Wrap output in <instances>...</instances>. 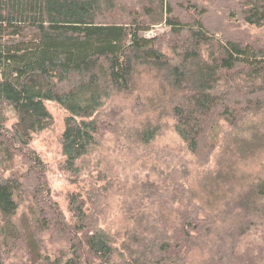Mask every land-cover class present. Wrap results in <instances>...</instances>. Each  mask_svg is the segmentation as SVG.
I'll return each instance as SVG.
<instances>
[{"label":"trees","instance_id":"trees-1","mask_svg":"<svg viewBox=\"0 0 264 264\" xmlns=\"http://www.w3.org/2000/svg\"><path fill=\"white\" fill-rule=\"evenodd\" d=\"M228 22L263 26L264 0H0V264H187L195 252L212 264H261L255 253L264 256V237L251 248L238 244L250 221L216 233L201 211L228 201L264 216V175L249 183L240 165L264 156V36H240ZM159 23L166 36L143 34ZM140 67L156 75L157 109L148 117L141 105L142 119L126 122L124 137L147 145L167 110L185 150L205 158L215 146L212 127L224 121L231 130L217 171L198 189L178 185L175 198L187 197L189 211L172 220L130 208L131 222L112 230L100 223L104 207L96 195L105 198V190L95 182L82 187L84 196L67 193L66 214L30 143L52 124L46 103L60 105L62 167L79 178L104 133L119 127V107H103L129 92ZM15 153L29 160L24 172L10 167ZM221 177L238 186L226 195L217 190ZM209 235L214 242L206 249Z\"/></svg>","mask_w":264,"mask_h":264},{"label":"rangeland","instance_id":"rangeland-1","mask_svg":"<svg viewBox=\"0 0 264 264\" xmlns=\"http://www.w3.org/2000/svg\"><path fill=\"white\" fill-rule=\"evenodd\" d=\"M226 25L237 32L242 31L243 34L240 36L252 40H258L264 36V25L247 27L241 22H228ZM167 32L168 27L159 23L150 26L149 30L143 34L147 37L162 38L166 36ZM155 77L156 75L152 73L151 69L140 67L133 76L129 92L113 95L112 99L106 102L103 112H107L112 103L119 107L115 114V117H119L120 120L119 127L114 132L106 131L104 133L105 139L100 141L99 148L85 158L87 162L83 167L81 176L77 179L62 167L64 156L61 153L59 139L64 129L66 112L55 102L46 103V107L52 115V124L33 135L30 151H34L39 156L44 166L45 182L50 188L51 198L58 202L66 214L68 213L67 193L81 192L84 196L85 191L82 192V187H94L93 182H95L96 189L105 190V198L102 194L96 195L100 199L99 208L104 207L100 211L104 221L101 220L100 223L112 230H123L127 226V222H131V219L127 220L130 208L138 213L145 211L150 217H158L164 213L174 220L193 207L192 202L187 197L184 199L180 197V200L175 198L180 196V190L177 191L178 185L198 189L200 188L199 185L207 180V173L214 169L217 171L219 168L220 152L224 148V141H226L228 132L231 130L224 121H219L212 127L210 141L215 146L208 155H205V158L192 155L185 150L183 143L174 131V121L167 114V110L161 111L163 115L159 116L160 128L156 136L147 145L139 144L133 135L124 137L122 129L126 128V122H128L127 127L135 126L142 119V116L136 117L140 107H142L141 105L150 109L149 112L144 111V115L148 114V117H151L153 111L157 109L154 102L159 84ZM5 114L9 117L10 124L13 121V111L6 108ZM153 121L151 120V125L155 124ZM240 165L247 174L246 181L249 183L256 179L258 174L264 175V156L260 160L243 161ZM27 166H29V160L22 153H15L10 162V167L13 170L24 172ZM90 168L93 170L84 174L85 170ZM9 173L8 171L2 172L4 176ZM223 179L221 177V184L217 190L223 187L226 189V195L228 191H232V186H238L234 181L225 183ZM245 185L247 188L248 184L245 183ZM216 197L218 199V196ZM194 200L195 203L200 201L196 196L192 201ZM262 200L264 199L262 198L260 201ZM201 211L214 220L216 233L222 227L226 232L228 228H237L241 221L243 223L250 221L251 226L246 228V232L241 235L238 244H241L242 247L251 248L253 245L257 246L258 242L263 243V214H247L235 203L228 201H222L214 208ZM208 238L206 247H204L206 249L211 248L214 235H209ZM255 255L256 259L264 264V256L257 252ZM189 261L187 264H212L207 255L198 252L190 256Z\"/></svg>","mask_w":264,"mask_h":264}]
</instances>
